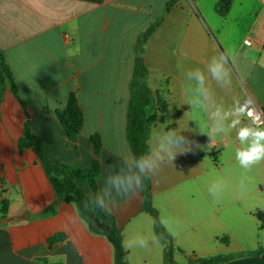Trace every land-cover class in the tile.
Listing matches in <instances>:
<instances>
[{"label": "crops", "instance_id": "1", "mask_svg": "<svg viewBox=\"0 0 264 264\" xmlns=\"http://www.w3.org/2000/svg\"><path fill=\"white\" fill-rule=\"evenodd\" d=\"M168 1L0 0V51L17 89V98L8 87L0 90V201L6 202L5 214L0 205V264H113L111 245L89 232L73 205L57 198L38 156L32 148L20 151L18 142L28 119L49 161L86 169L96 158L92 137L100 135V189L106 169L121 165L131 151L125 123L134 46L163 16ZM220 1L178 0L147 39L148 88L167 107L163 114L150 111L148 142L179 125L182 130L189 120L200 121L206 131V116L185 104L184 93L191 95L194 84L184 80V73L203 68L217 51L235 52L233 87L227 93L217 90L219 100L231 106L248 99L264 119V0H240L250 11L233 22L228 14L239 0L231 1L224 16L217 14ZM72 95L83 116L74 141L58 118ZM188 128L193 131L184 135L200 147L149 177L158 221L184 253L175 252L174 262L230 256L222 264H264V252L252 255L264 248V229L256 217L264 214V163L250 172L239 167L235 131L217 136L208 147L210 138L196 121ZM221 179L228 187L217 202L208 187ZM142 201L140 192L112 214L123 241L143 236L158 243L124 248L125 264H167L169 240L142 211ZM57 234L64 238L50 246Z\"/></svg>", "mask_w": 264, "mask_h": 264}, {"label": "trees", "instance_id": "2", "mask_svg": "<svg viewBox=\"0 0 264 264\" xmlns=\"http://www.w3.org/2000/svg\"><path fill=\"white\" fill-rule=\"evenodd\" d=\"M232 0H221L216 7L217 14L224 16L230 6ZM178 0H169L165 7L163 16L151 24L145 32H143L134 46V70L130 82V101L127 110L126 138L130 148V152L139 156L148 151V137L152 128L154 119L150 115V111L154 113H165L167 111L166 103L157 100L153 97L148 88V70L145 68L143 54L147 44V39L160 27L164 17L171 11ZM6 87L11 91L14 97L17 98V89L14 83L13 74L4 60V56L0 51V90L4 91ZM156 102V106L153 103ZM23 108L25 105L21 103ZM59 122H61L64 133L70 141H74L81 131L83 126V116L78 108L77 101L74 95L69 97L65 110L58 113ZM96 158L91 165L86 169H80L77 166L63 165L59 162H51L46 157L43 149L42 141L33 134L31 123L25 120L23 126V135L18 142L20 151L25 148H32L38 156L41 165L47 175L55 195L57 198L66 204H71L75 207L78 216L85 222L89 232L92 235L104 237L111 245L113 251V264H125L126 252L122 247L123 236L121 229L118 227L113 214H106L99 209L92 208V200L90 194L95 195L97 178L100 175L99 154L102 147L101 137L95 134L92 137ZM147 178L144 181L142 209L143 212L149 214L156 222L159 232L169 240L167 264H176L173 254L175 252L184 254L176 249L171 242L169 234L161 226L158 221V213L152 204L151 181ZM1 214L6 213V202L0 201ZM51 211V208H49ZM256 217L261 224V229H264V214L256 213ZM63 234H57L49 239L48 243L51 246L55 242L63 239ZM226 243V238L222 239ZM264 252V248L253 252L252 255ZM231 260L230 256H216L211 258H198L190 260L187 264H222Z\"/></svg>", "mask_w": 264, "mask_h": 264}, {"label": "clouds", "instance_id": "3", "mask_svg": "<svg viewBox=\"0 0 264 264\" xmlns=\"http://www.w3.org/2000/svg\"><path fill=\"white\" fill-rule=\"evenodd\" d=\"M235 60L234 51H217L211 56L203 68L195 67L184 73V80L191 82L194 87L191 95L184 93L186 105L191 112L203 113L207 118L206 131L200 130L201 124L196 121L197 128L201 134L210 138V144L219 135L235 131V139L239 147L235 149V160L239 167L245 172H250L255 166L264 163V124L260 117L255 116V109L248 106L247 102L241 104L234 101L231 106H225L217 96V90L230 92L233 87ZM245 118L248 123H244ZM188 121V122H189ZM188 122L180 128L179 121L177 129L168 130L155 142L151 138L148 142V151L142 155L132 152L122 157V164L107 169V175L102 176L103 186L97 190L95 195L90 194L92 208L99 209L106 214H112L122 203L130 202L143 190L144 181L154 176L162 166L175 167L174 161L178 155H184L200 147L184 135L188 128ZM228 185L221 179L208 187V194L214 201H220L227 190ZM240 187L243 189V182ZM179 223L175 222V228ZM170 234L175 235L174 231ZM158 243L156 238L151 241L143 236L126 238L122 247L126 250L135 248L147 249Z\"/></svg>", "mask_w": 264, "mask_h": 264}, {"label": "rangeland", "instance_id": "4", "mask_svg": "<svg viewBox=\"0 0 264 264\" xmlns=\"http://www.w3.org/2000/svg\"><path fill=\"white\" fill-rule=\"evenodd\" d=\"M249 8L240 6V0L236 1L231 12L228 14V20L233 22L234 19L238 20L239 18H246L247 13H249Z\"/></svg>", "mask_w": 264, "mask_h": 264}, {"label": "built area", "instance_id": "5", "mask_svg": "<svg viewBox=\"0 0 264 264\" xmlns=\"http://www.w3.org/2000/svg\"><path fill=\"white\" fill-rule=\"evenodd\" d=\"M245 44L249 45L248 42H246ZM246 102H247L248 106H250V107L255 109V116H259L262 124H264V119H263L261 110L256 105H254L250 100L246 99L243 104H245Z\"/></svg>", "mask_w": 264, "mask_h": 264}]
</instances>
